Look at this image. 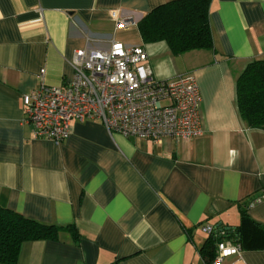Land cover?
Here are the masks:
<instances>
[{
    "label": "crops",
    "instance_id": "crops-1",
    "mask_svg": "<svg viewBox=\"0 0 264 264\" xmlns=\"http://www.w3.org/2000/svg\"><path fill=\"white\" fill-rule=\"evenodd\" d=\"M170 1L0 0V206L79 231L24 243L18 264H207L204 224L235 228L246 210L264 227V129L242 120L236 90L264 59V0H211L215 50L181 56L164 42L144 45L138 28ZM119 19L130 24L118 29ZM114 39L143 46L160 80L196 76L201 136L126 138L92 119L60 145L35 137L23 96L42 82L64 86L76 50ZM242 250L246 264H264V250Z\"/></svg>",
    "mask_w": 264,
    "mask_h": 264
},
{
    "label": "built area",
    "instance_id": "built-area-1",
    "mask_svg": "<svg viewBox=\"0 0 264 264\" xmlns=\"http://www.w3.org/2000/svg\"><path fill=\"white\" fill-rule=\"evenodd\" d=\"M129 24L126 19L116 21L118 29ZM147 60L143 46L115 39L108 49L76 50L71 62L74 77L69 82L62 87L42 82L23 96L24 122L34 128L36 138L57 145L69 138L75 122L92 119L101 120L109 133L126 138L163 142L201 136L202 99L196 76L186 73L160 80L147 67ZM202 230L221 238L211 264H223L230 258L246 264L234 229L204 224Z\"/></svg>",
    "mask_w": 264,
    "mask_h": 264
},
{
    "label": "trees",
    "instance_id": "trees-1",
    "mask_svg": "<svg viewBox=\"0 0 264 264\" xmlns=\"http://www.w3.org/2000/svg\"><path fill=\"white\" fill-rule=\"evenodd\" d=\"M211 0H173L144 17L138 24L144 45L166 43L174 56L192 51L215 50L210 24ZM237 105L249 128L264 129V59L250 63L237 81ZM239 235L246 250H264V227L241 211V224L231 228ZM66 228L43 224L0 206V264H18L21 247L26 242L58 240ZM221 238L209 236L203 249L207 264L217 255Z\"/></svg>",
    "mask_w": 264,
    "mask_h": 264
}]
</instances>
